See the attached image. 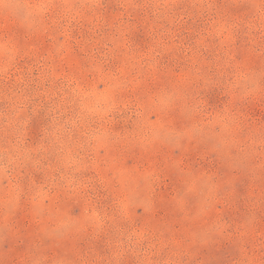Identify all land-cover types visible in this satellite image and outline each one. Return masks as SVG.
<instances>
[{
    "label": "rangeland",
    "instance_id": "rangeland-1",
    "mask_svg": "<svg viewBox=\"0 0 264 264\" xmlns=\"http://www.w3.org/2000/svg\"><path fill=\"white\" fill-rule=\"evenodd\" d=\"M0 264H264V0H0Z\"/></svg>",
    "mask_w": 264,
    "mask_h": 264
}]
</instances>
